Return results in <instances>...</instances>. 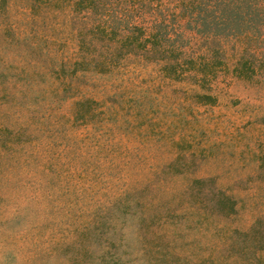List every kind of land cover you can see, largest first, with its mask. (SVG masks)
<instances>
[{
    "label": "rangeland",
    "instance_id": "374dc122",
    "mask_svg": "<svg viewBox=\"0 0 264 264\" xmlns=\"http://www.w3.org/2000/svg\"><path fill=\"white\" fill-rule=\"evenodd\" d=\"M139 1L0 0V264H264V0Z\"/></svg>",
    "mask_w": 264,
    "mask_h": 264
},
{
    "label": "trees",
    "instance_id": "16d2710c",
    "mask_svg": "<svg viewBox=\"0 0 264 264\" xmlns=\"http://www.w3.org/2000/svg\"><path fill=\"white\" fill-rule=\"evenodd\" d=\"M232 1L233 0H217V2L214 3L215 6L220 5L219 12L217 14H213V10H210V8L204 7V10H202L204 11V13L201 14L200 18L201 25H203L204 28H208V32L215 35L221 33L220 30H224L226 28L229 30L232 28L234 29V27L232 26V22L238 23L239 27H244L245 25H247V23L245 22L241 24L237 22L239 8L241 7L243 0H234L233 4L231 5ZM132 3L134 4H132V11H138V9L141 8L143 4V2L141 3L139 0H132ZM126 17L127 16H125L123 19H117L115 23L113 21L112 27L105 26L104 24L99 25V27L97 28L100 36L99 40L103 41V39H105V41H112L120 26L128 22L127 20H125ZM158 23L161 24L162 21L157 20L155 25H157ZM126 27L129 32L128 35H126L124 38L125 41L123 42V40L119 39V41L116 43L119 47V53H121V51H124V56L130 53L145 58L146 56L150 57V55H153V59L164 60L165 63L163 65V69H165L166 67H170L175 70L188 69L189 71H200L201 73H204L200 63L197 67L193 66V59L191 57L188 59L185 58L183 60L177 59L175 61H173V57V59L170 60V58H168V54L170 52H174L175 50H172L174 48L171 46L163 48L162 46H159V44L157 45L156 43L151 42L150 37L145 36V28L134 23H131L130 25L126 24ZM211 27H213V29H210ZM214 28L217 30H215ZM180 53L181 52H179V54ZM196 58L200 60L205 59L200 55H196ZM206 63L207 62H204V65H206ZM232 71L236 76L242 77L244 76L245 71H250L252 73L253 71H255V68L251 63L247 61H238Z\"/></svg>",
    "mask_w": 264,
    "mask_h": 264
}]
</instances>
